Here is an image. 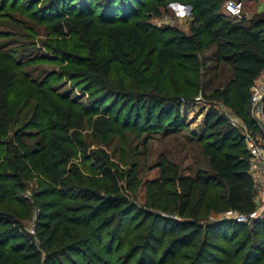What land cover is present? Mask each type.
<instances>
[{
    "label": "rangeland",
    "instance_id": "obj_1",
    "mask_svg": "<svg viewBox=\"0 0 264 264\" xmlns=\"http://www.w3.org/2000/svg\"><path fill=\"white\" fill-rule=\"evenodd\" d=\"M107 1L0 0V53L13 57L21 65V71L37 84L33 96L19 89L10 94L16 112L9 122L8 135L0 140V172L9 176L11 192L23 206L0 205V230L12 228L14 234L8 244L20 247L18 253L25 264L37 261L48 264L49 253L65 245L84 249L81 231L85 230L91 233L94 244L102 248L109 264H226L216 249L221 240L205 230L184 244L178 242L168 247L165 242L171 230L182 222L175 214L181 192L179 179L211 172L202 149L203 141H208L203 133L207 110L227 122L229 117L236 116L223 96L229 92L232 71L217 56L214 44L208 42L204 48L195 50L199 59L195 67L170 63L161 74L155 62L157 38L143 39L142 48L140 42L126 33L122 45L127 60L115 62L107 79L79 75L77 66L88 57L86 38L79 31L54 35L48 20L58 14L79 13L82 17L88 10H95L98 15ZM241 1L243 25L264 18V0ZM173 4L168 3L166 10L159 8L160 16L148 22L155 30L169 27L190 35L191 11ZM241 18H236L237 23H241ZM90 36L106 53L111 40L105 28L99 25ZM254 86L263 88L264 71ZM149 94L172 98L179 106L178 115L167 123L138 132L118 125L104 130L97 123L108 116L90 113L98 107L111 108L113 115L121 112L123 121L127 112L136 111L143 104L153 106L147 103ZM67 103L72 113L81 108L89 114L80 126L70 120L65 122L69 128L61 129L55 122L62 117ZM159 107L154 106L155 113ZM35 112L39 115V127L31 124ZM53 131L64 138L62 145L48 142ZM54 156L63 158V177L104 197L96 211L76 214L53 206L54 198L49 192L45 194L41 186L59 190L47 178ZM96 158L100 164L95 162ZM162 163L173 165L164 177L167 184L163 189L158 186L164 181ZM99 165L112 173L117 192L102 178ZM55 197L67 199L62 194ZM131 210L135 213L127 222L128 230L120 229V223H125L122 217ZM79 215L88 220L83 224L85 230L71 225L70 217ZM221 215L210 211L197 221L201 227L216 226L224 221ZM233 221L243 225L236 241H246L247 251L252 244L248 235L252 225ZM151 231L156 243L145 248V236Z\"/></svg>",
    "mask_w": 264,
    "mask_h": 264
},
{
    "label": "trees",
    "instance_id": "obj_2",
    "mask_svg": "<svg viewBox=\"0 0 264 264\" xmlns=\"http://www.w3.org/2000/svg\"><path fill=\"white\" fill-rule=\"evenodd\" d=\"M224 1L108 0L103 11H100L98 15L95 10H88L82 17L79 13L58 14L48 20V27L52 34L57 36H65L67 33L75 31L84 35L88 43V57L81 61L77 67L79 75L87 79H107L115 62L123 63L127 60L128 55L122 45V39L125 38L126 33L131 34L137 42H140L142 48L144 46L143 39L157 38L154 46L155 62L158 72L161 74H164L170 63L178 62L189 68L195 67L199 62L195 50L204 48L208 42L214 44L217 56L232 71L230 89L227 96L223 95L224 99L226 102H230L234 113L255 134L257 129L250 115V98L254 81L264 71V18L251 20L245 26L243 17L240 19L241 23H237V19H229L222 13L221 8ZM168 3L190 6L193 22L190 35L169 27L155 30L150 25L148 20L160 16L159 8L166 10ZM99 25L105 28L106 35L111 40L106 53H104L102 45L92 40L90 36L92 30ZM34 86L37 84L21 71V65L13 57L0 53V140L8 135L9 122L13 121L16 112V107H13L10 99L11 92L19 89L33 96ZM155 97L157 96L153 94L146 95L147 103H153V106L143 104L136 111L125 113L123 121H120L121 112L113 115L111 108L107 110L98 107L90 113L101 112L108 116L102 117L97 123L98 127H105L104 130H107V127L111 125H118L124 129L140 132L154 124L167 123L178 115L179 106L176 107L172 98ZM176 101L178 102L177 98ZM155 105L160 106L156 113ZM72 111L70 104L67 103L62 117L55 124L61 129L69 128L65 122L73 120L77 126H80L83 118L89 114L82 111L81 108L75 113ZM31 124L40 126L38 113H33ZM204 127L203 133L208 137V141H203L202 149L208 158L211 172H198L193 178L179 179L181 192L175 214L181 218L182 222L177 224V228L171 230L165 243L168 247L178 242L184 244L205 230L221 240L222 243H218L216 249L220 259L224 260L226 264L228 262H232V264H263L264 221L256 220L252 223L248 232L252 244L247 247V251L248 243L246 241L243 239L236 241L243 226L241 223L224 220L219 225H214L215 227L210 224L208 227H201L198 224L197 219L210 211L224 213L227 210H235L249 214L256 207L254 182L248 172L250 157L245 149L241 132L212 110H207ZM47 140L48 142L52 140L57 145H62V142H65L64 138L56 135L54 131ZM97 160L96 158L95 162L100 164V161ZM51 163L47 178L56 186L58 185L59 190L55 191L43 184L41 190L45 194L49 192V195L54 198L53 206L76 214L96 211L104 197L98 194L94 195L87 188L76 185L68 177H63V158L57 159L54 156ZM99 166H102L100 171L102 178L111 186V190L117 192L116 180L112 173L107 167H103L104 165ZM161 169L165 174L161 176V179L164 180V177L173 169V165L162 163ZM40 173L43 174V171ZM9 184V176L0 172V205L9 203V205L23 206L19 197L12 194ZM166 184L164 180L159 182L158 186L163 189ZM71 192H75V195H71ZM59 194L67 199H56L55 196H59ZM134 213L135 211L131 210L122 217L125 219V223H120V229L128 230L127 222ZM70 218L71 225H74L79 231L85 230L83 224L88 222L86 218L81 215ZM81 233L85 241L82 246L84 249H74V245L56 248L49 253L48 264H109V261L102 255V248L95 245V242L90 239L91 233H88L87 230L81 231ZM13 234L14 231L10 227L0 230V264H25L18 253L21 250L20 247L8 244L12 240L10 236ZM155 243V235L151 231L145 236L143 245L148 248L154 246ZM31 264H39V261Z\"/></svg>",
    "mask_w": 264,
    "mask_h": 264
},
{
    "label": "built area",
    "instance_id": "obj_3",
    "mask_svg": "<svg viewBox=\"0 0 264 264\" xmlns=\"http://www.w3.org/2000/svg\"><path fill=\"white\" fill-rule=\"evenodd\" d=\"M178 7L179 4L174 3ZM264 11V6L262 7ZM221 11L226 17L238 19L243 13L241 0H225ZM255 84V83H254ZM264 86L258 88L253 85L250 98V115L257 129L253 134L237 116L228 118V123L241 132L245 149L249 154V174L254 182L256 191L264 194ZM222 220L243 222L252 225L256 220L264 221V197L255 209L249 214H243L235 210H227L221 215ZM220 218V219H221Z\"/></svg>",
    "mask_w": 264,
    "mask_h": 264
},
{
    "label": "crops",
    "instance_id": "obj_4",
    "mask_svg": "<svg viewBox=\"0 0 264 264\" xmlns=\"http://www.w3.org/2000/svg\"><path fill=\"white\" fill-rule=\"evenodd\" d=\"M224 3V2H223ZM223 5V4H222ZM255 83V81H254ZM237 116V115H236ZM238 117V116H237ZM239 118V117H238ZM264 197V194L260 193L259 191L255 190V195H254V201H255V205L257 206L260 201L262 200V198Z\"/></svg>",
    "mask_w": 264,
    "mask_h": 264
},
{
    "label": "water",
    "instance_id": "obj_5",
    "mask_svg": "<svg viewBox=\"0 0 264 264\" xmlns=\"http://www.w3.org/2000/svg\"><path fill=\"white\" fill-rule=\"evenodd\" d=\"M190 10V6H186Z\"/></svg>",
    "mask_w": 264,
    "mask_h": 264
}]
</instances>
